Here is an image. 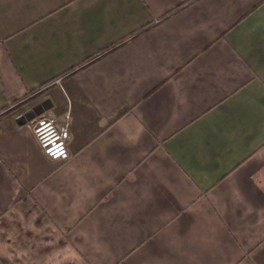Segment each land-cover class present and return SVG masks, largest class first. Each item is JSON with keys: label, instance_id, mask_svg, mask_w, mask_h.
I'll return each mask as SVG.
<instances>
[{"label": "crops", "instance_id": "0c3cea01", "mask_svg": "<svg viewBox=\"0 0 264 264\" xmlns=\"http://www.w3.org/2000/svg\"><path fill=\"white\" fill-rule=\"evenodd\" d=\"M0 264H264V0H0Z\"/></svg>", "mask_w": 264, "mask_h": 264}, {"label": "built area", "instance_id": "2783aa9c", "mask_svg": "<svg viewBox=\"0 0 264 264\" xmlns=\"http://www.w3.org/2000/svg\"><path fill=\"white\" fill-rule=\"evenodd\" d=\"M32 132L45 155L59 161L70 158L69 131L59 126L54 117L42 114L34 118Z\"/></svg>", "mask_w": 264, "mask_h": 264}, {"label": "trees", "instance_id": "16d2710c", "mask_svg": "<svg viewBox=\"0 0 264 264\" xmlns=\"http://www.w3.org/2000/svg\"><path fill=\"white\" fill-rule=\"evenodd\" d=\"M193 1V0H192ZM191 1H189V2H187V3H190ZM181 7H179L178 9H180ZM178 9H176V10H178ZM151 26V24H149V25H147L145 28H143L141 31H144V30H146L147 28H149ZM37 94H35L34 95V97L35 96H37V95H39L41 92H36Z\"/></svg>", "mask_w": 264, "mask_h": 264}, {"label": "water", "instance_id": "95a60500", "mask_svg": "<svg viewBox=\"0 0 264 264\" xmlns=\"http://www.w3.org/2000/svg\"><path fill=\"white\" fill-rule=\"evenodd\" d=\"M33 116H31L30 118H32Z\"/></svg>", "mask_w": 264, "mask_h": 264}]
</instances>
